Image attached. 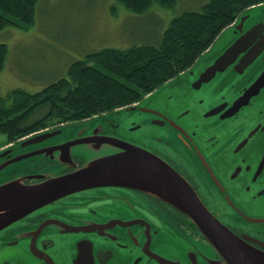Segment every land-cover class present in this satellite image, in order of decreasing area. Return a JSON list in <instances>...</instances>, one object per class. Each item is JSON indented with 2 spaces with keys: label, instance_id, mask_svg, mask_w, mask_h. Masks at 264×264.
<instances>
[{
  "label": "flooded vegetation",
  "instance_id": "af4514ba",
  "mask_svg": "<svg viewBox=\"0 0 264 264\" xmlns=\"http://www.w3.org/2000/svg\"><path fill=\"white\" fill-rule=\"evenodd\" d=\"M254 8L227 28L223 45H212L139 101L5 138L0 187H45L142 149L173 167L244 250L264 256V2ZM248 34L223 63L224 53ZM46 134L54 135L28 144ZM102 137L112 141L72 144ZM87 146L98 149L97 158L85 154ZM197 217L138 186L55 195L0 229V264H232L231 245L217 242Z\"/></svg>",
  "mask_w": 264,
  "mask_h": 264
},
{
  "label": "trees",
  "instance_id": "16d2710c",
  "mask_svg": "<svg viewBox=\"0 0 264 264\" xmlns=\"http://www.w3.org/2000/svg\"><path fill=\"white\" fill-rule=\"evenodd\" d=\"M128 11L143 15L153 6L174 8L178 0H117ZM264 0H210L200 11L174 17L157 44L122 50L106 48L77 60L68 76L36 93L15 89L0 95V132L8 142L51 121L71 122L139 101L177 74L191 67L216 39L247 10ZM39 0H0V31L8 27L29 30L37 19ZM9 48L0 43V73ZM45 113L30 121L31 116Z\"/></svg>",
  "mask_w": 264,
  "mask_h": 264
},
{
  "label": "rangeland",
  "instance_id": "374dc122",
  "mask_svg": "<svg viewBox=\"0 0 264 264\" xmlns=\"http://www.w3.org/2000/svg\"><path fill=\"white\" fill-rule=\"evenodd\" d=\"M209 1L178 0L174 8L155 5L138 15L117 0H39L34 27L0 31V43L9 48L8 61L0 73V95L15 89L41 91L68 76L73 62L106 48L126 50L134 45L157 44L174 17L184 11H200ZM229 35L226 29L213 46L223 45ZM44 113L45 109L35 112L30 121ZM57 123L63 122L51 121L45 126ZM5 138L0 132V144ZM83 149L90 158L98 157V149Z\"/></svg>",
  "mask_w": 264,
  "mask_h": 264
},
{
  "label": "water",
  "instance_id": "95a60500",
  "mask_svg": "<svg viewBox=\"0 0 264 264\" xmlns=\"http://www.w3.org/2000/svg\"><path fill=\"white\" fill-rule=\"evenodd\" d=\"M249 34L238 39L224 53L220 58L223 63L229 60V56L246 42ZM53 135L39 136L28 144L41 142ZM89 141L101 143L102 141L112 140L105 137L87 138L74 141L72 144ZM106 185L138 186L157 195L165 196L182 208L195 213L198 216L200 225L217 242L231 245L232 248L228 251V258L232 264H264V256L244 250L240 245V240L234 233L208 213L187 181L173 167L152 153L136 148L104 158L80 171L57 178L45 187H21L22 191L19 187H16L13 192H10L9 184L1 186L0 229L29 214L50 199L51 196L65 195Z\"/></svg>",
  "mask_w": 264,
  "mask_h": 264
}]
</instances>
